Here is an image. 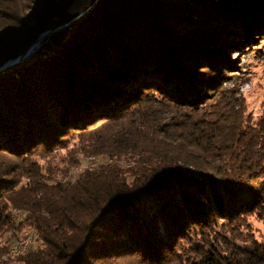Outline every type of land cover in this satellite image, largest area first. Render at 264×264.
Masks as SVG:
<instances>
[{"label":"trees","instance_id":"16d2710c","mask_svg":"<svg viewBox=\"0 0 264 264\" xmlns=\"http://www.w3.org/2000/svg\"><path fill=\"white\" fill-rule=\"evenodd\" d=\"M48 30L0 72V264H264V0H0V66Z\"/></svg>","mask_w":264,"mask_h":264},{"label":"rangeland","instance_id":"374dc122","mask_svg":"<svg viewBox=\"0 0 264 264\" xmlns=\"http://www.w3.org/2000/svg\"><path fill=\"white\" fill-rule=\"evenodd\" d=\"M88 10L89 9L87 8L85 12H88ZM236 51L237 50H231V52L228 53H230L231 57H234L236 55ZM239 61L243 69V72L240 73L243 78V83L240 85V88L246 98L248 110L253 112L254 116L264 114V38L261 39L257 45L252 47V49H249L246 52H241ZM87 157H82L81 159L83 162L78 163L72 171L65 175L64 178L67 179L71 173L78 174V172L84 170V165L91 166V163L93 162H90V160L86 162ZM113 163H119L121 166H123L122 164H126L116 161L115 159ZM18 214L20 215V213ZM251 224L254 229L255 236L264 241V222L251 218Z\"/></svg>","mask_w":264,"mask_h":264},{"label":"bare ground","instance_id":"6f19581e","mask_svg":"<svg viewBox=\"0 0 264 264\" xmlns=\"http://www.w3.org/2000/svg\"><path fill=\"white\" fill-rule=\"evenodd\" d=\"M86 162H88V160H90V162L92 161L93 163H91V166L88 165H84V168H92L93 166H95L98 163H104V164H111L113 163L114 159H107V160H103V161H98L94 158V156H90L86 158ZM85 162V163H86ZM123 166L126 164H122ZM33 240H17V247H21V251L18 252H12L10 253L8 251L7 253V258L11 259V260H16L18 257H20L21 255H23L27 250H29L32 246Z\"/></svg>","mask_w":264,"mask_h":264},{"label":"water","instance_id":"95a60500","mask_svg":"<svg viewBox=\"0 0 264 264\" xmlns=\"http://www.w3.org/2000/svg\"><path fill=\"white\" fill-rule=\"evenodd\" d=\"M87 8H89V7H87ZM87 8H86V9H87ZM86 9H85V10H86ZM85 10H84L83 12H81L79 15H77L76 17H74V18H73L71 21H69L68 23L63 24V25H61L60 27H58V28H56V29L62 28V27H64V26L68 25L69 23L75 21V20H76V19H77L82 13L85 12ZM50 32H51L50 30L43 32V33L37 38V40L31 45V47H30L29 49H27L23 54H21L20 56H18V57L15 58V59H11V60L6 61L2 66H0V72L5 71V70L8 69L9 67H11V66L17 64V63L20 62L22 59H24L25 57H27V56L30 54V52L33 50L34 47H37L41 42H43V41L45 40V37H46L47 34H49ZM42 38H43V40H42Z\"/></svg>","mask_w":264,"mask_h":264},{"label":"built area","instance_id":"2783aa9c","mask_svg":"<svg viewBox=\"0 0 264 264\" xmlns=\"http://www.w3.org/2000/svg\"><path fill=\"white\" fill-rule=\"evenodd\" d=\"M15 217H19V214L16 213L15 214ZM17 240H33L32 236L30 235H27V236H24L22 238H13L12 239V244H11V247L9 249V252L12 253V252H18V251H21V247H17Z\"/></svg>","mask_w":264,"mask_h":264}]
</instances>
